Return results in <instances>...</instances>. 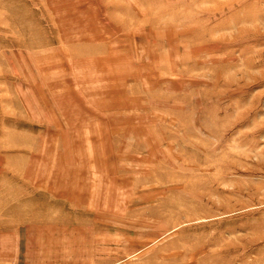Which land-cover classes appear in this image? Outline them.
<instances>
[{"label":"rangeland","instance_id":"374dc122","mask_svg":"<svg viewBox=\"0 0 264 264\" xmlns=\"http://www.w3.org/2000/svg\"><path fill=\"white\" fill-rule=\"evenodd\" d=\"M0 264H264V0H0Z\"/></svg>","mask_w":264,"mask_h":264}]
</instances>
